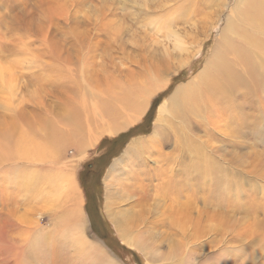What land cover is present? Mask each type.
Instances as JSON below:
<instances>
[{"label": "rangeland", "instance_id": "1", "mask_svg": "<svg viewBox=\"0 0 264 264\" xmlns=\"http://www.w3.org/2000/svg\"><path fill=\"white\" fill-rule=\"evenodd\" d=\"M254 4L0 0V70L6 77L0 79V130L15 127V135L25 130L37 141L47 135L52 140L55 130L65 128L64 117L76 112L80 118L84 110L97 111L103 102L118 106L131 94V107L116 118L115 130L98 125L86 135L84 143L88 137L92 142L81 155L82 136L67 142L56 160L12 158L11 147L1 155L0 264H26L31 261L26 250H39L34 264H69L74 257L72 264H98L92 255H84L89 246L102 250L115 264H223L226 259L228 264H264V51L251 60L260 72L258 99L253 98V108L247 106L229 119L233 129L193 116L191 103L178 111L168 106L174 113L157 118L162 103L171 104L177 87L213 60L214 46L218 48L216 42L225 38V31L230 49L239 45L240 38L227 31L228 24L232 18L245 22L239 14L254 10ZM171 32L181 48L174 47ZM261 39L264 44V35ZM228 58L236 61L231 51ZM178 102L174 98L172 105ZM91 118L94 123L100 115ZM171 129L179 130L180 145L172 138L152 155L124 153L157 130ZM144 158L146 164L139 166ZM213 160L232 171L234 187H241L232 191L231 202L219 196L224 182L214 172ZM53 166L71 170L79 186V201L70 195L71 186L58 194L66 199L68 212L83 211L81 217L70 214L69 228L55 217L62 210L39 193V177L54 171ZM169 178H181L180 188L192 196L186 217L167 211L171 202L162 205L160 196V205H154L157 187ZM132 181L146 185L147 200L135 203V197H128ZM127 211L135 215L134 221L120 226L130 239L137 237L144 244L142 249L121 238L120 226L108 216ZM222 212L228 213L227 222L219 218ZM56 243L64 250L52 251Z\"/></svg>", "mask_w": 264, "mask_h": 264}, {"label": "bare ground", "instance_id": "2", "mask_svg": "<svg viewBox=\"0 0 264 264\" xmlns=\"http://www.w3.org/2000/svg\"><path fill=\"white\" fill-rule=\"evenodd\" d=\"M236 1L240 2L241 0ZM253 1H255L254 10H242V13L239 14L245 22H240L239 18L238 20L236 18H232L227 27V31L231 32L232 34H237V36L240 38L241 42L239 43V45L230 49V42L227 40L230 35L227 37V32L225 31V38L222 37L216 42L218 48L214 46L213 60L211 59L212 61L210 60V63L207 62V64H204L202 69H200V71H198V73H196L190 81L177 87L175 93L170 98L171 104L163 102L159 109L160 113L158 112L161 118L160 116L157 118H164V115L168 111V106L178 111L180 107L188 106L189 103H191V111L193 116L201 117L211 123L221 122L223 123L222 125L224 127L233 129L232 126L234 124H231L232 120L229 119H232V117L236 116L238 114L237 111H243L242 109H245V107L247 106L253 108V100L255 98L258 99L257 97L260 92V90L258 89L261 86H258L260 81H257L259 79L260 72L259 70L255 71L253 69V62H251V60H254V54L260 55L264 51V44L261 42V35H264V3H262L263 1L261 0H244L245 7L249 6V4H252ZM231 8H235V6ZM231 8H229V14H231V12L233 11V9ZM243 23H245L244 26ZM244 27L249 28V30L245 31L243 29ZM171 34L174 36V47L177 49L181 48V42L178 40V38H176L175 33L171 32ZM230 51L232 54H234V58H236L235 62L233 61L234 59L228 58V52ZM0 77H2L0 78L2 81H4L6 78L3 69L0 70ZM130 96V93L126 94L124 100H121V103L118 106H116V104L108 105L103 102L101 107L97 106V111L84 110L85 112L80 118V114L76 112H74L75 115L71 114L69 117H64V119L62 120L66 123L65 128L55 130L54 138L52 140H50V136L47 135L48 138L44 140L40 138L41 141H37L34 136L26 134L25 130H22L18 134L20 136L17 137L18 135H15L13 132L16 131L15 127L14 130H11L13 127L8 130L6 128L5 131L0 130V157L1 155L5 156L6 152L9 150V147H11L14 153L12 158H21L22 156H25L31 159L44 160L51 158L52 160H56L57 158H61L63 156V148L67 145L69 146V144L66 143L76 141V137L79 136H82L78 141L79 145L81 146L80 148H82L81 151H78V154L81 155L84 152L83 147H86V145L89 144L88 142H92V138L88 137V141L86 140L84 143L86 135H88V133H90L98 125H106V127H108L107 130L111 132L115 130V128L112 126L116 123V118L122 116L124 114V111L131 107V103L128 101ZM174 98H176L179 102L175 105H172V101ZM143 104L144 103L142 102L141 109ZM234 106L236 108V111L231 112L227 110L230 107ZM262 106L264 107V104ZM195 108H198V110L194 111ZM262 111H264V109ZM168 113L173 114L174 111H168ZM98 115H100L99 120H95V122L93 123L91 117H97ZM225 120L227 122H224ZM191 130L194 129L192 128ZM161 132L163 134H161ZM161 132L160 130H157L154 136H151L150 138L144 139L142 141H138L135 143V145L132 144L130 147H128L127 150H125L124 153L131 151L143 157L145 155H152V153L162 149V147L167 145V143L172 138H174V142L178 145L182 143L181 139L179 138V130L175 129L174 131L171 129L170 131L162 130ZM156 135H161V138H157ZM190 136L192 137L191 134ZM182 138L185 140H190V138L185 135H183ZM44 141H49L50 145L46 144ZM47 148H50V150L48 152H45ZM201 155L202 153H198L196 157L200 159ZM146 160L147 158H144L143 161L141 160L138 163V165H145ZM56 164L57 162L53 163L52 165ZM211 164L215 166L214 172L221 176L222 179L220 181L224 182L223 187L221 189L219 188V196L222 199L228 197L226 201H230L231 195L234 196V192L232 191L234 189L238 190L241 187H239V185L234 187L233 182L231 181V176L233 174L232 171H229L227 168H225V166L223 167L222 165H220L216 160L211 161ZM53 168L55 167L53 166ZM155 176L159 177L160 174L159 176L158 174H156ZM105 179V181H108L107 178ZM132 182L133 186H131V189L130 186L128 187L130 189L129 196L127 192H125V194L127 193L126 195L128 197H130L131 195V198L135 197V203L147 200L150 193L148 191V188H144L146 185H143L141 182ZM37 183L40 186L39 193L41 194V196L43 198L47 197L50 202L57 205L59 209L58 211L62 210V214L60 215V217H58L57 215H55V217L61 218V221L65 222V226L67 228H69V222L67 221L69 220L70 214L72 215V217H74V215L76 216L78 213V217H81V213L83 214V211H81V209L77 208L73 215L71 211L68 212L69 210L66 209L65 204L63 205L66 199L63 200V198L60 199V197H58V194H65L66 192H68L71 186L69 191L70 195H73V198L79 201V186L75 176L71 173V170L70 172H68L67 170L61 171L55 168L54 171H51L49 173L46 172V174H44L43 172V176L39 177ZM180 185L181 178H178L177 180L169 178L160 185L161 187H157L158 193H156L154 198L156 200L157 197L158 200V197L160 196L162 198L161 201H163L162 205H165L166 202H168L167 200H170V209H167V211L172 210L174 213L186 217L187 210L190 206L188 197L192 196L186 190H182L180 188ZM170 192L172 193L168 196ZM184 199H187L188 201H185ZM156 201L154 205L159 206L161 202L160 198L158 200L159 204H156ZM218 202L221 205V202L223 201ZM219 203L214 202L213 205L218 208L220 206ZM222 213L223 214H221L219 218L223 222H227V219L229 218L228 213ZM108 216L109 218L114 220L116 227H118V225L120 226L124 225L125 223L133 222L135 217V215L130 216V212L128 211L116 212L108 214ZM167 216L168 214L166 212V217ZM57 218L53 219L54 226H57L59 224ZM177 221L178 220H176V225H178ZM72 225H74L73 222ZM172 225L174 226V224ZM67 228L66 233L68 234ZM121 230L122 232L120 236H123H121V238L129 243H134V246H136L137 248H144V244L137 237L130 239L129 234L122 228ZM149 238L153 240L154 237L152 234H150ZM46 241L47 240L43 242L46 243ZM53 241L55 242V240ZM62 250H64V247L60 246L58 243H56L52 248V251L54 252H59ZM26 254L28 259L31 260L26 264H34L37 261L39 250H31L30 252L29 250H26ZM208 254L213 253L208 251ZM221 254H224V252H222ZM84 255L87 257L92 255L94 258H96L98 264H115L111 259L107 257V255L102 250L97 247L89 246V249L85 250ZM217 255L215 256V258L217 257ZM75 259V257L71 258L69 260V264H72ZM228 263L229 262L226 259L224 260L223 264ZM213 264L215 263L213 262Z\"/></svg>", "mask_w": 264, "mask_h": 264}]
</instances>
